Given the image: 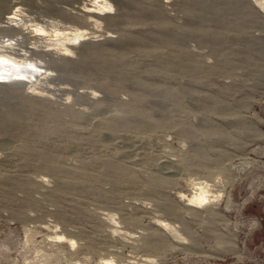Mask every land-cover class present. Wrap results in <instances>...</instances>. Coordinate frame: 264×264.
<instances>
[{
    "label": "rangeland",
    "instance_id": "1",
    "mask_svg": "<svg viewBox=\"0 0 264 264\" xmlns=\"http://www.w3.org/2000/svg\"><path fill=\"white\" fill-rule=\"evenodd\" d=\"M0 264H264V0H0Z\"/></svg>",
    "mask_w": 264,
    "mask_h": 264
},
{
    "label": "bare ground",
    "instance_id": "2",
    "mask_svg": "<svg viewBox=\"0 0 264 264\" xmlns=\"http://www.w3.org/2000/svg\"><path fill=\"white\" fill-rule=\"evenodd\" d=\"M7 23L9 24V23H11V21L14 19V14L13 15H8L7 16ZM17 31V30H16ZM39 31V30H38ZM41 31V30H40ZM25 34V33H24ZM24 34H22V35H24ZM32 34V33H31ZM34 34V33H33ZM80 34V33H79ZM82 34V33H81ZM26 35V37L27 38H31L32 36L34 37V36H36V35H28V34H25ZM56 35H57V33H56ZM58 35H59V33H58ZM38 36V35H37ZM79 37H81V36H79ZM75 40H78V37H76V38H74ZM68 49V48H67ZM66 48L65 49H63V55H67V52H68V50H67ZM62 51V50H61ZM70 52V51H69ZM68 52V53H69ZM15 65H17L18 66V63L17 62H15L14 63ZM20 65H22V64H20ZM19 67V66H18ZM29 73V72H28ZM210 191L209 190H207L205 187H200L199 188V192H197L196 193V195L194 196V199H193V201L194 202H196V203H198V204H200V205H205L206 203H208V202H210L211 201V197L213 196L211 193H209ZM214 197V196H213ZM236 249V248H235ZM234 253V252H233Z\"/></svg>",
    "mask_w": 264,
    "mask_h": 264
}]
</instances>
